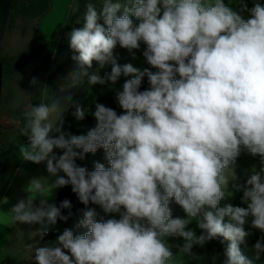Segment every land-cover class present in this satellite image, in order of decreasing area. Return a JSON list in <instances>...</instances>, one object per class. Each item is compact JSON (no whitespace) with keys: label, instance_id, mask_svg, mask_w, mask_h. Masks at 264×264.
Segmentation results:
<instances>
[{"label":"clouds","instance_id":"9594fccd","mask_svg":"<svg viewBox=\"0 0 264 264\" xmlns=\"http://www.w3.org/2000/svg\"><path fill=\"white\" fill-rule=\"evenodd\" d=\"M83 21L69 33L77 53L72 58L89 84L105 83L96 71H87L94 61L100 68L111 65L107 79L113 83L121 75L132 77L116 96L124 111L117 114L97 103L95 127L74 135L62 130L64 107L29 103L23 125L16 121L28 140L18 151L24 161L46 163L54 181L32 178L27 198L2 222L39 224L36 234L47 235L65 218L46 199L38 206L35 200L71 185L82 204L99 205L119 219L98 220L95 209L83 211L79 223L88 231L77 235L65 229L56 246L35 249L36 264H174L178 254L200 259L194 246L219 238L229 242L221 264H252L240 245L252 234L245 229L249 218L251 228L264 233V5L237 11L225 0H102L99 5L90 0ZM141 44L143 57L157 71L117 62V46L131 52ZM145 76L150 87L141 91ZM72 115L82 121L86 109L76 105ZM99 149L108 167L96 162L88 171L76 164ZM242 151L259 156L261 164L246 184L232 183V189L243 191L247 206L219 207L237 180L234 166ZM173 200L185 217H173ZM193 221L201 234L188 227ZM168 238H182L178 253ZM25 248L32 252L33 245ZM254 250L259 259L264 235Z\"/></svg>","mask_w":264,"mask_h":264},{"label":"crops","instance_id":"0c3cea01","mask_svg":"<svg viewBox=\"0 0 264 264\" xmlns=\"http://www.w3.org/2000/svg\"><path fill=\"white\" fill-rule=\"evenodd\" d=\"M72 1L51 0V4L48 5L49 12L40 24V28L43 27V33L39 37L41 42L57 39L61 31L60 16L70 8ZM36 45L37 42L31 39L24 52L8 51V60L2 59L0 50L2 66L0 130L3 133L0 148V264H31L35 259L36 248L51 247L49 243L43 241L44 236L36 234L37 229L40 228L39 224L17 223L6 226L2 222L20 199L27 198L26 188L32 178H47L50 183L54 181V178L49 177L46 163L35 164L24 161L18 151L21 144L28 143L27 137L19 134V126L23 125L25 107L29 103L38 105L40 102L46 104L49 102L50 74L38 75L31 70L29 55ZM2 47L3 43L0 44V48ZM33 78L38 82L35 86L30 83ZM47 105L50 106L49 103ZM18 120L21 122L19 126L16 124ZM1 122L11 126L6 128ZM54 152L62 155V150L54 149ZM59 175L64 174L61 172ZM57 190L58 188L53 189L45 197L38 196L35 204L38 206L40 199L43 198L48 204L54 205ZM54 228H57V224L50 226V229ZM25 245H33L32 252L26 250Z\"/></svg>","mask_w":264,"mask_h":264},{"label":"rangeland","instance_id":"374dc122","mask_svg":"<svg viewBox=\"0 0 264 264\" xmlns=\"http://www.w3.org/2000/svg\"><path fill=\"white\" fill-rule=\"evenodd\" d=\"M90 2V0H85ZM93 1V0H92ZM91 1V2H92ZM94 3L98 5L102 3V0H94ZM113 3L119 2L121 4L127 3V0H112ZM11 8L7 16L6 23L3 22L0 15V44L3 43V47L1 50L2 59L8 60V51L11 53H22L27 49L28 41L33 39L36 41V34H39V37L42 35L43 30L40 28L41 21L47 16L49 12L48 5L51 4V0H10ZM225 3L230 7L236 8L238 6H242V8L246 5L247 9H251L256 3H260L264 5V0H225ZM78 10V0H73L71 6L65 13L61 14V31L58 33L57 47L55 51V59L54 65H60L63 69L62 72L59 73L58 78V88L59 92L55 96H51L49 99L50 106L56 104L58 107H61L62 100L65 99L67 85L70 81L74 83H80L84 80V76L81 73L84 69L73 60V56L77 55L70 48L69 43V33L74 28L83 27V16L78 15L74 18V13ZM245 18L249 16V12L247 10L242 11L241 13ZM59 15V12L58 14ZM119 15V13H118ZM59 20H57L58 22ZM135 22V21H134ZM100 23H103L102 21ZM7 36V37H6ZM145 45L141 44V47L137 50H132L131 52L128 49L121 48L119 46L114 50L117 56V62H125L126 64H131L133 67H136L140 70L143 69L145 58L143 57V51L145 50ZM30 60V59H29ZM108 65L103 68H100L97 62H93L92 69L96 71L98 74H101ZM89 71V69H87ZM50 82L55 81L52 73L49 75ZM47 102V101H46ZM47 103V104H48ZM24 108V107H23ZM94 111L90 114L93 117L94 123L96 125V120L92 115ZM55 114L52 118H54ZM2 123V122H1ZM9 128L11 125L2 123ZM88 127V119L85 117L82 121H77L75 127L70 131L71 134L74 135H82L85 134ZM0 130V148L2 147V137L3 133ZM63 154V153H62ZM96 162L103 163L105 167H108L107 160L105 159V152L103 149H99L95 154L88 153L85 159L76 160V164L78 166H82L83 164L88 165L91 169L94 170V165ZM261 167L259 156L253 157L246 151H242L240 156L237 158L234 172L237 176V180L234 182H230L229 189H226L225 197L220 201L219 207H224L228 204L233 206L246 207L247 205L242 202L243 191H236L232 189V183L246 184V181L253 174V170H259ZM57 194V193H56ZM170 208L172 210L173 217H185V213L183 209L174 202V200L170 203ZM123 210V209H122ZM97 213V219L103 218L105 220L115 218L119 219V214H106L102 207L99 206L95 209ZM83 216L77 218V220L69 227L70 230L74 232V234L82 235L88 231L87 228L80 226V220H82ZM250 220L248 224L245 225L246 231L251 232L250 228ZM227 222V218H226ZM189 228L193 229L197 235L200 234V229L197 227L195 221L189 224ZM251 240V235L246 238L245 243L241 244L244 248L249 247L248 242ZM48 243H50L48 241ZM168 243L172 246L173 253H178L179 249L176 245H182V238H168ZM207 246V243L201 246H194L193 252L200 259H192L183 256V254H178L176 261L174 264H198L203 263L204 257V248ZM52 247V246H51ZM222 260H220L217 264H221Z\"/></svg>","mask_w":264,"mask_h":264},{"label":"trees","instance_id":"16d2710c","mask_svg":"<svg viewBox=\"0 0 264 264\" xmlns=\"http://www.w3.org/2000/svg\"><path fill=\"white\" fill-rule=\"evenodd\" d=\"M92 1V0H91ZM94 1V0H93ZM92 1V2H93ZM88 1L78 0V10L74 13V18L76 16H83L86 11V4ZM11 8L10 0H0V15L3 22L6 23L8 13ZM242 6H238L234 8V10L240 11ZM36 48L30 53V65L33 73L38 75H48L52 73L55 81L49 83L48 87V96L49 99L51 96H55L59 92L58 75L63 71L60 65H54L55 59V51L57 47L56 40H49L46 42H41L39 40V34H36ZM120 65L126 64L125 62H118ZM148 68L149 70L155 72L157 69L152 68L146 60L144 61L143 69ZM94 71V69H89V72ZM111 72V65H108L107 68L99 74L104 80L105 83L100 84H89L87 81V77L80 83H74L70 81L67 85L65 99L62 100L61 107L65 108L63 113V128L62 130L65 132H70L76 125L77 120L74 118L72 113L75 111V106L79 105L80 107L86 109L85 117L88 119V127L86 133L93 127H95V123L93 117L91 116V112L95 111V106L97 103L104 104L107 107L112 108L117 112V114L123 113V109L118 104L116 99L117 93L122 91V86L127 79L132 78L131 76L125 77L121 75V77L115 82H111L107 79V74ZM1 76H2V66L0 61V104H1ZM177 78H179L177 76ZM150 87L148 83L147 76L143 78L140 90H146ZM69 97H71V103L69 101ZM55 118V117H54ZM85 133V134H86ZM51 135L55 136L56 133H51ZM88 154H85L84 158L87 157ZM76 160H80L79 158ZM81 167H85L88 171H93L88 165L83 164ZM69 201L70 207L63 208L61 204L63 201ZM54 205L60 208L61 216L65 219L58 218L57 220V233H50L43 237V241L50 242V246H56L57 237L62 234L65 229H69V227L79 218L83 216V211L87 209H96L99 205L92 204L85 206L82 204L76 193L72 191L71 185H67L64 187H60L57 190L56 198ZM105 220V219H104ZM226 221V218H225ZM250 228H251V220H250ZM251 240L248 242L249 247L244 248L240 245L241 251L243 255L252 262V264H264V253L260 255V258H256V253L254 250V244L256 241L264 235L260 230L251 228ZM201 234V231H200ZM228 241L223 240V238H219L217 240H213L207 242V246L204 248V257L202 264H217L220 260L224 259V252L228 246ZM31 264H36L35 259L31 262ZM195 264H198L197 262Z\"/></svg>","mask_w":264,"mask_h":264},{"label":"built area","instance_id":"2783aa9c","mask_svg":"<svg viewBox=\"0 0 264 264\" xmlns=\"http://www.w3.org/2000/svg\"><path fill=\"white\" fill-rule=\"evenodd\" d=\"M57 232H58V229L57 228H54V229H50L49 232H48V234H50V233H57Z\"/></svg>","mask_w":264,"mask_h":264}]
</instances>
